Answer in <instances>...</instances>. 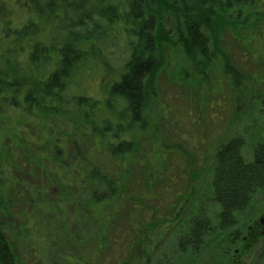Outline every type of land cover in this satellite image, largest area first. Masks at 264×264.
Here are the masks:
<instances>
[{
  "label": "trees",
  "instance_id": "1",
  "mask_svg": "<svg viewBox=\"0 0 264 264\" xmlns=\"http://www.w3.org/2000/svg\"><path fill=\"white\" fill-rule=\"evenodd\" d=\"M18 1L0 0V264H22L18 246L24 239L15 240L6 229L14 217L28 229L57 234L49 254L57 260L50 264H171L156 261L158 237L168 222L184 219L177 241L181 255L198 256L213 238L237 246L242 217L264 194V141L254 147L251 160L243 155L245 141L239 137L216 149L210 215L206 208L180 206L182 198L171 207L165 204L158 198L161 176L145 172L138 179L132 165L140 162L139 149L131 136L150 119L164 65L162 44L181 42L202 79L214 56L222 55L225 72L238 86L223 36L230 32L248 48L254 38L241 34L261 36L264 0H26L36 19L11 27L3 12ZM111 70L120 72L119 78L103 100L92 98L91 82ZM260 99L264 111V94ZM72 146L79 152V171L69 161ZM100 155L113 163L110 168ZM73 169L78 174L71 175ZM170 181L177 190L188 187L182 179ZM87 185L92 197L86 207L97 221L91 247L73 238L78 229L70 236L67 210ZM51 189L57 191L55 199L47 194ZM167 209L173 223L161 218V211L169 215ZM185 212L190 215L184 217ZM223 258L227 264L228 254Z\"/></svg>",
  "mask_w": 264,
  "mask_h": 264
},
{
  "label": "rangeland",
  "instance_id": "2",
  "mask_svg": "<svg viewBox=\"0 0 264 264\" xmlns=\"http://www.w3.org/2000/svg\"><path fill=\"white\" fill-rule=\"evenodd\" d=\"M24 1L26 0H19V3L3 12L4 22L9 26L18 27L36 19L28 3ZM166 32H172L168 25ZM242 33V37L254 38V41L247 44L248 48L237 44L231 38L230 32L224 34L222 42V49L231 58V69L239 73L238 86H235L233 77L225 72L222 55L214 56L216 60L212 61V69L205 79H202L187 61L181 42L174 40L175 45L162 44L159 56L164 65L157 78L156 97L152 111L148 114L150 119L144 130H135L131 136L136 138L139 151L135 158L140 161L132 166L137 169L138 179H141L145 172L147 175H153L155 179L161 176L159 181L162 180L158 181L161 185L158 198H164L163 202L166 201L170 207L182 198L180 206L188 203L192 210L206 208L212 215L214 206L209 197L211 168L216 149L231 138L239 137L245 141L243 155L247 160H251L254 147L264 141V111L260 104V97L264 94V58L260 55L264 53V31L261 36L259 33L256 36H252L251 32ZM174 34L173 31L168 38H172ZM119 76L120 72L116 70L99 76L91 82L90 96L103 100L107 95L108 86ZM89 144L92 146V143ZM86 146L87 143L81 144L83 154ZM78 153L74 146L69 149V161L76 166V171L81 167V163L75 160ZM104 157L100 155L98 159L110 168L113 163L108 161L110 163L106 164ZM75 170L69 173L78 174ZM171 179H182L188 187L177 190L178 188L172 187ZM47 194L53 199L58 195L54 189ZM76 196L79 201L67 208L68 212L72 213L73 221L70 236L75 235L73 232L78 229L79 233L73 238L91 247L94 244L97 221L90 215L86 202L90 201L92 192L87 185L80 187ZM123 198L122 195L119 196L120 201H123ZM14 209L19 213L21 208L16 206ZM103 210L105 211L104 208ZM192 210L190 209V212ZM186 213L184 217L190 215ZM160 214L161 218L166 217L171 223L176 220L170 213L167 215L161 211ZM166 220L162 219L163 222ZM183 222L176 225L168 222L164 225L156 244V261L159 263L222 264L223 257L228 254L227 264H264V194L253 200L249 210L242 217L239 228L243 231V237L237 246H232L231 240L213 238V244L209 241L198 256L181 255L177 241ZM7 223V232L15 234V240L24 239L18 246L21 253L20 263L50 264L57 260V255L53 254L52 259L49 255L54 252L51 249L57 234L46 229L45 225L48 235L52 233L48 239L45 231L28 229L17 217ZM153 236L155 235L150 234L151 240H154ZM64 248H67V245Z\"/></svg>",
  "mask_w": 264,
  "mask_h": 264
}]
</instances>
